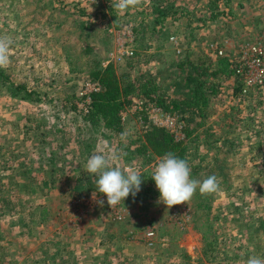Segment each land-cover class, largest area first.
Listing matches in <instances>:
<instances>
[{
	"label": "rangeland",
	"instance_id": "374dc122",
	"mask_svg": "<svg viewBox=\"0 0 264 264\" xmlns=\"http://www.w3.org/2000/svg\"><path fill=\"white\" fill-rule=\"evenodd\" d=\"M103 1L0 0V39L9 41L8 63L4 66L8 67L16 81L46 92V103L52 99L46 106L28 105L0 95V150L9 152L4 158L12 159L14 156L21 161H30L40 159V155L62 153L67 149L75 153L76 158L73 166L59 170L58 180L66 179L68 173L76 171V163L87 162L88 158L86 161L82 159L85 150L82 148L79 153L80 149L75 148L71 142L66 148H57L61 144L56 142V134L52 129L55 124L50 123L52 119L58 124L62 123L59 116L53 118L50 115L53 110L59 109V98L65 94L78 93L83 97L81 108L88 101V96L82 94L83 76L68 74V55H72L81 64L93 58L101 61L102 66L109 63L118 66L137 51L141 57L134 71L156 79L162 86L161 95L166 96L180 95L185 91L182 67H178V61H182L187 53L191 60L198 61L206 56L216 58L219 54L213 49H219L226 56L228 66L233 67L232 62H237L243 56L247 46L264 47V0H230L228 5H225V0L220 1V11L223 12L209 21L207 18L211 13L219 11L215 9V4H209L210 0H170L163 9L164 15L158 9H161L160 4L164 5L165 1L136 0L148 3L153 10L148 14L143 12L144 15H136L139 25L133 26L138 28L133 39V30L131 26L128 27V23L123 20L114 24L104 21V11L101 9ZM144 16H147L149 23L140 22ZM158 16H165L166 28L160 25L153 28L152 24L157 22ZM143 24L148 27L144 36L141 28ZM148 25L153 26L152 33ZM218 80L224 84L225 91L219 100L211 103L212 109L208 108V117L202 121V126L196 125L195 119L190 124L191 128L198 130L193 136L210 125L213 131H207L196 143H188L190 140H187V145L193 149L191 160L198 164L215 163L228 156L229 162L223 166V175L216 172L220 174L217 179L225 184L216 191L212 216L219 215L220 220L213 228L219 227L216 230L228 237L226 243L219 245L221 250L228 252L230 257L227 260L234 253L242 251L240 264H246L249 256H260L250 237L253 228L249 229L247 225L250 223L252 226L259 217H264V84L258 87L262 93L256 95L258 89L251 88L247 96H255L242 103V99L229 94L231 78L221 76ZM256 102H261V106L251 111ZM231 106H235V111L231 110ZM189 110L181 108L176 114H170L154 102L137 100L125 109L123 133L113 138L99 135L95 143L99 140L96 145L101 146V154L106 158L111 154L119 156V159L109 160V167H119L125 173H153L161 157L147 151L141 155L135 152L127 159L131 149L140 143L132 142L151 125L164 126L177 139H184L186 123L181 118L187 116ZM228 113L238 118L246 117L243 123H239L242 130L240 139L236 138V134H230L231 128L226 124L229 118L225 117ZM254 115L257 119L248 121ZM255 131L263 136L259 146L260 136H256ZM226 132L227 135L224 134ZM220 133L235 142L230 150L226 146L222 147L221 142L217 143V147L212 145V139L218 138ZM84 135L89 138L88 133ZM72 148L75 150H70ZM214 165L217 166L216 163ZM202 175L203 178L209 176ZM50 177L49 173L45 178ZM72 177L70 184L74 185L78 177ZM62 191H37V200L47 202L53 209V218L49 225L39 228L41 233L35 235L36 238L24 239L25 235L21 236L17 232L14 225L16 221L0 218V235L11 242L12 255L10 253L8 260L6 258L7 262L12 259L18 264H25L29 257L28 264H39L38 256L33 255L37 245L44 241L49 243L53 237L60 236L64 237L63 242L68 241L76 247L77 256L83 264H96L99 256L108 260L102 264H116L122 257H126V264H179L182 251L191 257V264H197L203 257V235L206 228H201V225L202 222L205 225L206 220L194 222L195 210L190 202L168 208L152 200V203L158 204L151 205L142 214L137 208L126 205L119 207L118 204L108 206L107 212L105 207L108 204L104 196L93 192L95 197L93 193L89 197H76L72 191ZM101 199L105 201L103 205L98 202ZM25 215L28 216V213ZM108 215L112 223L106 220ZM245 215H251V218L243 224L240 219ZM109 233L115 237L109 238ZM89 236L91 240L97 239L95 252L94 248L86 251L81 247L83 239ZM56 246L54 241L50 242L46 245L47 252ZM72 257L67 263L74 262ZM219 261L216 264H227L224 260ZM61 263L63 258H60Z\"/></svg>",
	"mask_w": 264,
	"mask_h": 264
},
{
	"label": "trees",
	"instance_id": "16d2710c",
	"mask_svg": "<svg viewBox=\"0 0 264 264\" xmlns=\"http://www.w3.org/2000/svg\"><path fill=\"white\" fill-rule=\"evenodd\" d=\"M220 1L223 0H210L209 4H215V9L217 8L219 11L212 12L211 16L207 18L208 21L220 16L221 12H223L220 11ZM229 1L230 0H225V2H227H224L225 5H228ZM164 20L165 16H158L157 22L152 24L154 27L148 25L150 33H152V27L156 28V25H160L161 28H166ZM204 21L206 20L204 19ZM85 28L87 29V27ZM141 28L144 36L148 32V27L146 24H143ZM135 31H138V28L135 29ZM213 50L218 51L219 49ZM140 57L141 54L136 51L132 56L126 57L118 66L113 63L102 66L101 61L97 59H87L84 64H81L72 55L67 56L69 62L68 74H80L83 76L82 84L87 81L96 82L99 84L100 89L90 94V101L85 103L82 108L80 107V102L83 101V97H80L78 93L65 94L62 97L63 99L59 98V109L56 111L53 110V113L50 115L53 118L59 116L61 118L60 120H62L60 124L53 119L50 120V123L55 124H53L54 127L52 129L56 134V142H60L61 144V147L57 148H66L69 142H71L75 144V148L80 149L79 153L82 152V148L85 150L82 152V159L84 161L93 154H101V146L96 145L99 140L95 143L98 136L103 135L100 137L105 136L113 138L121 135L124 131L123 116L126 107L137 100H145L147 102H154L157 106L170 114H176L181 108L190 109L187 114L188 117L184 116L181 118L186 123L185 138L177 139L172 132L163 126H148L142 131L140 137L132 142V144H136L137 141L140 143L135 145L131 151L128 150L130 153L127 155V159L135 152L141 155L144 154V152L150 151L157 157H162L166 153L171 152L188 162L191 168V178L193 179L202 181L207 178L206 176L203 178L202 174H207L209 176L215 175L216 178L220 177V174L223 175V166L229 162L227 159L228 156L222 160H216L215 163L217 166L214 165L215 163H207L206 165H202L201 163L198 164L191 160L194 154L193 149L187 145V140H190L188 143H196L202 135H205L207 131L213 129L210 125L206 130L197 132L193 136L194 132L198 130L195 127L191 128L190 124H192V121L195 119V124L202 126V121L208 117V108L212 109L210 108L211 103L217 99L219 100L222 92L225 91L223 88L224 84L218 80L221 76L232 79L230 85H228V87L231 88V92L229 93L230 96L242 99V103H244L245 100L248 101L250 97L255 96L252 94L247 96L249 91L247 93L243 92V84L237 73L238 63L233 61V67H229L227 58L224 55H218L216 58L206 56L205 59L203 58L202 60L198 59V61H195L193 59L191 60L187 53L185 57L182 58V61H178V67H182V79L185 85V91L180 95L164 96L165 94L161 95L160 93L162 86L156 79L152 78V76H146L134 71ZM72 61H74L76 65H74ZM260 93H262V90L258 89L256 95ZM0 95L7 97L9 100L28 105L46 106L48 102L52 100L46 103L44 99H48V94L46 92L40 91L36 87L29 86L25 82L16 81L9 72L8 67L5 66H0ZM260 104L261 102H256L251 111H255L261 106ZM248 107L250 106H247V108ZM230 108L232 111L236 109L235 106H231ZM237 110H239V108H237ZM225 117L229 118L226 124L227 127L231 128L230 134H236L237 137L235 135L234 137L240 139L242 130L239 123H243L246 117L241 116L238 118L232 116L231 113H228ZM255 119H257V117L254 115L251 116L248 121H253ZM72 122L74 123L72 124ZM235 124L237 125L234 127ZM86 133H88L89 138L84 135ZM224 134L227 135L228 132ZM224 134L220 133L218 138L212 139V145L215 144L214 147H217V143L221 142L220 145L222 147L226 146L228 150H230L235 142ZM254 134L260 136L258 146L261 145L263 136L259 131H255ZM206 138H208V135ZM70 150L75 149L72 148ZM92 151L94 153H91ZM262 151L263 150H261V152ZM8 153V151L0 150V218L11 219L13 222L16 221L17 223L14 225L17 228V232L20 233L21 236L22 234L25 235V237H23L24 239L36 238L35 235L41 233L39 228L49 225L53 218V209L47 202L44 203V201L37 200L36 193L38 190L52 191L59 189L62 191L63 189L62 192L65 190H67V192L72 191L76 194V197H89L93 192L99 196L102 195L97 191L96 177L87 172L85 162L76 163L74 167L76 171L68 173L66 179H57L60 177V169L68 168L74 164L76 158L75 153H71V151L67 149L62 153L55 154L51 152L50 155H40V159L30 161L27 159L21 161L18 160L19 158L15 159L14 156L12 159L4 158ZM121 158L125 159V156ZM129 164L130 163H123V165ZM122 171L124 172L123 169ZM217 171L220 172L219 175L216 173ZM49 173L51 175L50 179L45 178ZM140 174L143 175L141 177L142 184L140 194H137L135 198L129 195V197L125 199L124 204L120 203L119 207L123 205L131 206L133 209L137 208L138 212L142 214L144 211H148L151 205L158 204L159 192L155 186V182L151 179L152 173H150V171H144ZM72 175H74L75 178L78 177L74 185L70 184L73 179ZM223 182L224 181L217 179L218 188L225 184ZM215 195L216 192L201 194L197 190L191 200L187 202L194 205V222L206 220L205 225H203L204 222H202L201 225V228H206L203 235V257L199 259L197 264H216L218 259H220L219 263L224 260L227 264H240L243 256L242 251L237 254L234 253V255L227 260V258L230 257L228 256V252H226L225 249L221 250L219 246L224 242L226 243L228 237H224L216 230L219 227L216 229L213 228L220 220L219 215L216 217L212 216ZM152 200L157 202L152 203ZM108 206L109 205L105 207V211L107 212H109ZM30 208L33 209L31 210ZM26 212L28 216L25 215ZM258 214L261 215L262 213ZM250 218L251 215L242 216L240 222L246 224L249 222L248 220H250ZM106 220L111 222L110 216ZM247 228H253L250 237L256 244L255 248L257 249V253L260 257H264V217H259L252 226L249 223ZM108 235L111 239L115 237V235L111 233ZM63 238V236L58 238L53 237L49 241V243L54 241L57 245L55 248L52 247L49 253L46 250V245L49 243L44 241V243L42 242L40 245H37V249L33 253V255L38 256L37 262L39 264H60V258H63V263L61 264H83L80 257L77 256L76 247L68 243V241L63 242ZM82 242L83 245L81 247L86 251L92 248L95 249L94 252L96 251L97 247H95L94 244L97 242V239L91 240L89 236L83 239ZM11 250V242L5 237L2 238L0 235V264H18L16 260L11 259L8 262L6 261V258L8 260ZM17 250L18 249L15 251ZM71 256H73L72 259L74 262L67 263ZM97 256L98 255H96L95 258ZM28 259L29 257H27V260ZM103 259V256H99L96 264L107 263L108 260ZM27 260L25 264H28ZM126 261V257H122L116 264H126ZM180 262L179 264H191V257L186 252L182 251ZM34 263L35 262H29V264ZM21 264L24 263L22 262Z\"/></svg>",
	"mask_w": 264,
	"mask_h": 264
},
{
	"label": "clouds",
	"instance_id": "9594fccd",
	"mask_svg": "<svg viewBox=\"0 0 264 264\" xmlns=\"http://www.w3.org/2000/svg\"><path fill=\"white\" fill-rule=\"evenodd\" d=\"M132 3L133 0H119L116 7L124 10ZM8 51L9 41L0 39V66L8 63ZM116 159H119L117 154H111L108 158L104 154H93L86 162L87 172L96 177L98 193L106 197V202L110 207L120 203L124 204L129 195L135 198L141 191L142 184V174L136 171L125 173L119 167L108 166L109 160ZM151 179L155 182L159 192L158 202H162L168 208L187 204L197 190L201 194L214 193L218 190L215 175H210L202 181L191 178V168L188 162L171 152L160 158ZM98 202L101 205L105 203L103 199ZM246 264H264V257L249 256Z\"/></svg>",
	"mask_w": 264,
	"mask_h": 264
},
{
	"label": "built area",
	"instance_id": "2783aa9c",
	"mask_svg": "<svg viewBox=\"0 0 264 264\" xmlns=\"http://www.w3.org/2000/svg\"><path fill=\"white\" fill-rule=\"evenodd\" d=\"M217 53L223 55L221 50H218ZM237 63V73L242 81L244 93H247L251 88H258L264 84V47L259 45L247 46ZM256 74L257 77H254ZM99 89L100 86L96 82L87 81L84 83L82 94L85 97L88 96L86 103L90 101V94L99 91Z\"/></svg>",
	"mask_w": 264,
	"mask_h": 264
},
{
	"label": "crops",
	"instance_id": "0c3cea01",
	"mask_svg": "<svg viewBox=\"0 0 264 264\" xmlns=\"http://www.w3.org/2000/svg\"><path fill=\"white\" fill-rule=\"evenodd\" d=\"M165 1V4H160L161 12L164 15V8L165 6H168V2H170V0H163ZM119 2V0H104L103 1V5L101 7V9L104 11L102 18L104 19V21L106 20V22H111V23H115V22H119L121 20H123L124 22L128 23V27L131 26V31L132 32V38H135V28L133 26L135 25H139L135 19L137 14H142L144 15L146 12V14H148V12L153 10V7L148 6V3H139L136 0H133V3L126 9L124 10H120L116 7V4ZM167 2V4H166ZM138 4V5H137ZM87 6H90L89 4ZM139 6V7H138ZM140 12V13H139ZM107 16V18H105ZM149 17V16H148ZM140 22L141 23H149L147 16H144L142 18H140ZM125 23V24H126ZM129 29V28H128ZM126 33V32H125ZM120 35V33H119Z\"/></svg>",
	"mask_w": 264,
	"mask_h": 264
}]
</instances>
